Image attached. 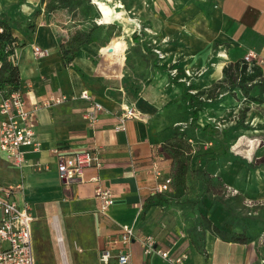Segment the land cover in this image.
<instances>
[{"label":"crops","instance_id":"1","mask_svg":"<svg viewBox=\"0 0 264 264\" xmlns=\"http://www.w3.org/2000/svg\"><path fill=\"white\" fill-rule=\"evenodd\" d=\"M146 1L153 4V10L140 17L137 3ZM110 2L115 5L117 17L123 16L127 8L128 13L146 20V30L156 37L158 48L165 53L164 59L155 64L146 63L131 52L129 66L126 53L133 46H139L133 39L137 31L122 24L120 26L129 28L131 39L123 53L125 61L118 62L103 52L101 43L93 42L81 47L73 62L66 64L61 56L59 38L72 29L66 31L52 19L48 20L43 0H0V13H5L15 27L16 48L8 60L19 69V88L27 106L32 108L51 95L71 97L83 90L92 96L90 100L68 99L31 115L29 125L42 149L38 153L24 149L29 165L24 167L23 173L4 155L0 156V187L16 185L23 180V190H15L12 198L19 205L28 202L32 207L36 264V253L41 249L47 251L53 264H58L57 251L61 264H68V244L72 245L71 254L76 249H92L97 264H120L119 256L123 253L130 254L128 264H169L159 256L143 253L140 236L148 234L155 237L159 247L173 255H186L188 264H264L260 237L245 243L230 242L206 230L200 249L197 247L188 234L196 215L182 202L200 192L173 186L174 162L162 148L172 137L173 128L180 125L181 115L187 116L190 105L184 95L187 91L196 95L189 87L199 91L221 79L223 66L221 77H213L214 64L221 52L225 54L224 64L239 62L250 51L264 60V0L102 1L107 7ZM37 8L41 12L34 16ZM26 19L35 24L29 36ZM131 20H135L131 25L139 24L136 18ZM34 46L47 51V55L37 56ZM211 59L215 62L209 66ZM171 66L177 69L174 75H171ZM261 69L262 75L249 94L258 99L256 116L263 122L264 64ZM189 70L201 74L193 79ZM187 79H191L189 85ZM93 101L101 103L106 111L99 115L95 125L89 126L84 113ZM127 102L133 104L141 118L127 120L125 130L116 131L117 114ZM190 108L194 111L192 106ZM176 113H179L177 117ZM224 138L217 139L221 149L227 147ZM57 148L63 154L94 151L101 160V167L89 168L82 179L64 183L56 169L57 156L52 152ZM213 154L216 158L209 161ZM229 155L227 150L215 151L205 164H220ZM36 161L49 169L36 171L31 166ZM239 169L245 170V182L250 181L251 167L243 161ZM254 171L260 183L259 197L264 199V165ZM235 175L233 168L231 178ZM163 183H168V189L158 192L157 186ZM98 187L109 188L115 195L114 205L105 214L99 212ZM202 202L198 211L220 226L228 213L221 205L212 211L213 204L207 198ZM246 224V232L250 233L251 227ZM131 225H135L137 236L125 244L121 241V233ZM226 229L234 231L230 224ZM91 232L90 241L88 234ZM105 251L110 254L107 263L101 261Z\"/></svg>","mask_w":264,"mask_h":264},{"label":"rangeland","instance_id":"2","mask_svg":"<svg viewBox=\"0 0 264 264\" xmlns=\"http://www.w3.org/2000/svg\"><path fill=\"white\" fill-rule=\"evenodd\" d=\"M65 1L69 0H45L43 7H46L47 12L50 8L54 9V20L57 21V19H60L59 21L62 20L66 22V25L61 22L59 23L61 24V28L65 27L67 29L71 26L69 18L72 15L67 14L64 8H60L66 4ZM84 1L86 2L82 3L81 6L75 7V9H78L77 17L82 19L86 18L88 25H90V23L94 24L98 22L106 25L110 23L109 26L103 28L102 33H100L103 35L104 40L107 38L110 40L107 44L102 45L104 46L103 52L108 53V55H112L118 62L125 61L123 55L124 50L131 44L130 30L127 27L120 26L122 24L136 28L137 33L140 36H143L144 39H147L151 47L157 45V42L154 40L156 37L146 30V20L138 19V15H133L131 12L128 13L127 8L123 16L118 15L117 17V12L114 10L115 5L113 2H110V6L112 7V9H110V6L107 7L102 3L103 0H89L92 3L94 2L89 7L87 3L88 0ZM146 2L137 3L136 11L140 10V17H145L148 11L153 10V4ZM72 5L75 6L74 0ZM83 6L86 7V14L90 15V17H84V14L81 13L80 9ZM133 17L136 18V22L139 23L137 26L131 25V21L135 22V20H131ZM108 47H112L114 52L109 53ZM213 62H215V59H211L208 62V65L211 66ZM222 66L224 68L225 66H228V64L223 63ZM170 69L172 71L176 68L171 66ZM189 71L191 72L193 79L197 78L201 74L199 71ZM208 71L210 72V70ZM233 72L234 70L232 69V78L225 76L222 73L221 79L217 80L208 88L200 89L198 91L197 89L192 88V86L189 87L191 88V91L196 93L197 99L206 101V105L199 111L196 123L203 127L208 125L209 127L207 128V131L200 132L195 126H193V124H191L193 122V110L190 106H187V108H189L187 116L183 117L184 114L181 115L182 120L178 121L180 125L173 128L172 135H184L183 152L177 157L179 161H185L188 164V168L190 170L188 178L192 181L188 184L189 186L187 188L185 187L183 190L189 191L192 189V192L199 190L201 182L195 176V172L197 170H207L213 177H219V181L214 179L210 182V189L213 197L223 198V200L226 201L240 215L239 219L234 217V221L241 224L248 223L251 228L253 227V235L259 238L263 237L262 235L264 234V229H262L261 226L258 227V219L252 218L254 216L256 217L258 214L264 216V199L259 197L260 183L258 176L254 171L255 169L251 168V179L250 181L245 182V170H238V167L240 166V163H243L242 160H246L249 163L254 164L257 159L264 157V154H261L264 150V121L261 122L256 116V108H258L257 103L255 101L251 102L250 100L245 99V96L243 95L244 88L241 91L239 86L235 84L237 83V80H234L235 73ZM227 98H230L232 102L228 108H224L221 104ZM178 109H180V107H178ZM208 109H214L213 111L208 112L209 120L207 117H202V113L206 112ZM178 114L176 113V117ZM207 132H210V134L214 136V139L221 140L225 136L224 141H226L227 147L221 149V146H219L217 142L210 140L209 135L207 136L206 134ZM225 149L230 155L228 157H224L220 161V164H215L214 166H207L205 164L207 157H209L212 153L215 151L218 152L219 150L226 151ZM177 157H175L176 161ZM175 166L176 163H174L173 173ZM233 168L236 170L235 178H231ZM30 202L32 201L30 200ZM201 202L202 201L200 200V203ZM210 202L213 204L212 211L219 206L217 202ZM261 225L264 226V221H262ZM261 229L263 230V234L259 233ZM91 234L92 232L88 234L90 241L92 239ZM71 249L72 245L68 244V264H97L92 249H76L73 254H71ZM41 250L39 253L36 251L37 264H53L52 260L48 259L47 251ZM57 255L58 264H61L59 251H57Z\"/></svg>","mask_w":264,"mask_h":264},{"label":"built area","instance_id":"3","mask_svg":"<svg viewBox=\"0 0 264 264\" xmlns=\"http://www.w3.org/2000/svg\"><path fill=\"white\" fill-rule=\"evenodd\" d=\"M15 48L16 42H12L6 47L8 59L12 57ZM153 51L159 59L165 58V53L157 45L153 47ZM34 52L37 56L47 55V51L40 49L38 46H34ZM243 60L248 63V71H251V67L254 65L261 67L264 64V60L259 58L257 53L253 51H250ZM176 72L177 69H173L171 75ZM185 81L189 85L191 79ZM248 85L250 86L251 83H248ZM91 97L87 90L71 97L64 94L51 95L42 103L29 108L25 95L20 88L5 89L0 87V156L4 155L12 165L23 173L24 167L29 165L26 157L27 152L24 149L29 148L35 153L40 152L42 149L41 143L35 138L33 128L29 125L31 115L39 109L52 107L68 99L90 100ZM103 111H106L104 106L97 101H93L91 107L84 113V119L89 126H93ZM117 115L119 122L115 127L116 131L125 130L127 120L141 118V114L129 102L122 105ZM52 152L57 156L56 169L64 183H72L82 179L85 171L89 168L101 167L99 156L91 150L63 154L60 148H57L53 149ZM31 166L36 171L49 169L47 165L40 161L34 162ZM156 174L160 175V172L156 171ZM23 177L22 175V179ZM23 188V180L16 185L0 187V264H36L32 239V223L35 217L32 207L28 202L19 205L12 198L15 190H23ZM167 189L168 183L157 186L158 192H164ZM96 195L100 201L99 212L102 214L107 213L115 203L113 191L109 188L98 187ZM136 236L135 225H131L123 229L121 241L125 244L131 243ZM140 243L143 253L147 256H159L169 264H188L186 255H173L169 250L159 247L153 235L140 236ZM109 257V252L105 251L101 255V261L107 263ZM129 261V253H123L119 256L120 264H128Z\"/></svg>","mask_w":264,"mask_h":264},{"label":"trees","instance_id":"4","mask_svg":"<svg viewBox=\"0 0 264 264\" xmlns=\"http://www.w3.org/2000/svg\"><path fill=\"white\" fill-rule=\"evenodd\" d=\"M24 0H20L22 2ZM45 2V0H43ZM66 4L63 5L60 8H64V10L67 12V14L72 15L69 18V21H71V26L67 29L64 27L63 29H66V31L71 28L72 31L68 32L66 36L59 38V44H60V50H61V56L63 57V60L66 64H70L73 62L76 56H78L80 52V48L86 45H89L93 42L101 43L102 45H105L108 43L109 38L104 40L102 33L103 28L108 27V25L103 23H90L88 25L86 18H79L77 17L78 9L75 7H79L82 5V3L86 2L84 0H74L75 6L72 5L73 0L65 1ZM88 7L91 6L93 3L91 1H87ZM58 8V9H60ZM47 19H52L53 22L57 23L59 26L62 24L66 25V22L59 21L60 19H57V21L54 20L53 12L54 9L50 8L48 9V12L46 11V7L44 8ZM76 10V11H75ZM81 13L84 14V17H90V15L86 14V7H81ZM41 10L37 8L35 10L34 16H37L40 14ZM14 25L10 18L5 13H0V87L5 89H16L19 88V80H20V74L19 69L17 66L13 65L8 60V52H6V47L11 44L12 42L16 41V37L13 35V29ZM25 28H27L28 36L31 35L35 29V24L29 20L26 19V25ZM111 39V38H110ZM133 39L139 44V46L135 47L133 46L129 51L126 53V61L129 66H131V52H134L138 57L141 58V60L148 63L149 61L153 62L154 64L158 62L159 59L158 56L153 52V47L149 44V41L147 39H144L143 36H140L137 33H134ZM143 50L145 52H143ZM234 70L233 73H235L234 80H237V84L240 88V90L243 91V95L245 96V99L250 100L251 102L258 100L256 97H253L249 94V90L252 86H254L255 83L259 80V78L262 75V69L260 66H252L251 71H248V63L245 62L243 59L239 62L230 63L228 66H225L223 68V74L228 77H233V74L231 73V70ZM248 83H251L249 86ZM261 85L264 87V82H261ZM192 88H194L192 86ZM191 90V88L189 89ZM246 95H245V94ZM184 97L188 100V103L190 106L194 108L192 120L193 126H195L199 131L206 132L207 126H201L196 123V120L198 119V112L201 110L205 105L206 101L197 99L196 95L190 93L187 91L184 95ZM178 133V132H176ZM207 136L209 135V138L211 141H215L220 143V141H217V139H214V136L210 134V132L206 133ZM184 135L182 134H174L172 137L168 140H166L163 144V150L166 151L176 163L174 174H173V186L178 189L179 187L181 189L187 188L189 183H191L192 180L189 178V182L187 181V178L189 177V168L188 164L185 161H179L177 156H180L183 152V146H184ZM177 157V161L176 158ZM216 156L213 154V156L209 159L214 160ZM246 162V165L248 167H251L252 169H257L260 166L264 165V157H261L260 159H257V161L253 163H248L245 160H242ZM195 176L199 181L201 182L198 192V196L187 199L182 204L189 205L190 209L192 210V214L196 215V218L193 220L192 225L188 231V234L193 238L195 244L200 249V245L202 243V234L208 230L211 233L215 234L216 236L220 237L221 239L225 241L230 242H248L250 240H254L257 238V236L253 235V227L251 228V232L247 233L246 223H238L237 221H234V217L240 218V215L238 212H236L226 201L223 200V198L220 197H213L211 193V185L210 182L214 179L220 180L219 177H213L207 170H197L195 172ZM188 183V184H187ZM173 187V188H174ZM192 191V189H190ZM208 199L209 201L217 202L219 205L223 207V209L228 213V217L226 220L220 225H215L205 214L198 211V206L202 207L203 203H200V200L203 201V199ZM256 218L259 221V226H261L262 229H264V226L261 225L262 221H264V216L258 214ZM230 224L233 226L234 231H229L226 229V226ZM236 228H239L240 230L237 232L235 231ZM259 232L260 234H263V230ZM259 234V235H260ZM263 237H260L262 246L264 247V234Z\"/></svg>","mask_w":264,"mask_h":264},{"label":"bare ground","instance_id":"5","mask_svg":"<svg viewBox=\"0 0 264 264\" xmlns=\"http://www.w3.org/2000/svg\"><path fill=\"white\" fill-rule=\"evenodd\" d=\"M182 50V49H181ZM218 58L219 59H217V61L215 62V64H214V69H215V73H214V78H220L221 77V69H222V65H223V63H224V59H226L225 58V54L223 53V52H221L220 53V55L218 56ZM224 58V59H223ZM232 102V100L231 99H229V101H227V100H225L222 104H221V106L222 107H224V108H226V107H228L229 106V103H231ZM233 106V105H232ZM214 109H208V110H206V112H203L202 113V117H207V119L209 120V118H208V112H210V111H213ZM227 110V109H226ZM228 111V110H227ZM214 113V112H213ZM216 114V113H215ZM54 225L57 227V222L55 221V223H54Z\"/></svg>","mask_w":264,"mask_h":264},{"label":"water","instance_id":"6","mask_svg":"<svg viewBox=\"0 0 264 264\" xmlns=\"http://www.w3.org/2000/svg\"><path fill=\"white\" fill-rule=\"evenodd\" d=\"M93 1V0H92ZM113 51V48L112 47H109L108 48V52H112Z\"/></svg>","mask_w":264,"mask_h":264}]
</instances>
